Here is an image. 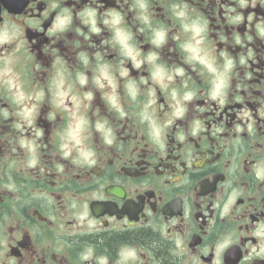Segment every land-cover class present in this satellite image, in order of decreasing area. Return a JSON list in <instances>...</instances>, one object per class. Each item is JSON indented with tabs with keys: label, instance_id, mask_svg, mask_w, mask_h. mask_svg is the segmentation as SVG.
<instances>
[{
	"label": "flooded vegetation",
	"instance_id": "flooded-vegetation-1",
	"mask_svg": "<svg viewBox=\"0 0 264 264\" xmlns=\"http://www.w3.org/2000/svg\"><path fill=\"white\" fill-rule=\"evenodd\" d=\"M140 4L151 26L139 19ZM174 8L187 11L185 23H206L209 62L221 71L232 62L215 99L212 74L187 61L189 34ZM85 10H95L98 33ZM110 11L123 17L117 27L130 34L139 68L105 24ZM161 28L167 41L156 47ZM154 65L173 75L167 87L153 79ZM101 67L123 115L105 99L108 80L95 84ZM80 119L72 148L66 138ZM80 149L95 163L74 162ZM259 175L264 0H0V264H97L101 256L117 264L125 246L137 253L130 264H264ZM88 247L94 259L81 262Z\"/></svg>",
	"mask_w": 264,
	"mask_h": 264
},
{
	"label": "clouds",
	"instance_id": "clouds-1",
	"mask_svg": "<svg viewBox=\"0 0 264 264\" xmlns=\"http://www.w3.org/2000/svg\"><path fill=\"white\" fill-rule=\"evenodd\" d=\"M140 8L142 9L141 15L139 16V19L146 25L151 26L150 23V18L149 15L147 14V8L144 4H140ZM173 14L176 19L180 20L182 22V28L184 33L189 34L188 40L181 45V47L184 49V51L188 54L187 56V61L191 62L193 60H198L200 63L204 65V67L207 69L208 72H210L213 76V84H214V89L212 93V98L215 99L216 96L221 92L222 89L226 88L227 86V74L230 71L232 67V62L230 60L226 61L223 70H219L217 67H215L209 60L202 55L203 49L201 45L203 44V36L202 32L204 31V28L206 27L205 25H201L200 21L193 20L191 23H185L184 21L187 19V11L183 8H174L173 9ZM106 15L110 16L112 19L111 21L105 20V24L111 23L113 27H115L116 30V39L120 43V45L124 48L126 54L130 56L135 64L136 68H139L141 66L142 61L138 59L137 57L139 56L138 52H133V50L129 47L127 41L130 38V34L124 33L119 27H117L120 23L123 21V17L119 12L116 11H110L106 13ZM81 16H87L90 19L86 20L85 23H92V32L98 33L100 31L99 28L95 26V21L94 19H91L95 16V10H85V12L81 13ZM63 23V22H61ZM59 27V25H58ZM143 31V29H141ZM167 41V30L164 28L161 29H155L154 30V38L152 40V43L156 45V47L162 46L164 43ZM82 58L85 59V63H87L86 57ZM158 55L156 53H152L147 57V60L150 63H153L158 59ZM99 59V56L97 57ZM175 74L177 75H183V69L178 68L175 70ZM121 75H127L126 71H122ZM165 78L167 81H172L173 75L171 73H165L163 68L159 65H154V71H153V79L156 81V83L160 84L161 87H167V85L164 83ZM101 79H106L108 80L109 85L112 86L113 92L110 95H106L105 99L109 100L112 104L113 107H115L117 110L121 111V114L123 115V110L120 108V105L117 103V98L115 95V81L114 78L111 77L108 72L105 70V68L101 67L99 75L95 79V84L103 89L104 84L101 83ZM80 83L85 84L87 83L86 77L81 75L79 77ZM66 93L60 92V104H63L64 102V97ZM135 93L133 92V96ZM172 98L176 100V92L173 90L172 92ZM192 98L191 93L185 94L183 97L184 100H190ZM72 99L76 102L77 106H79V101L77 100L76 97H72ZM85 99L91 100L92 99V94L87 93L85 94ZM184 109L180 107V101L177 100V106L176 110L174 112V116H180L182 115ZM27 115V113H25ZM149 117L146 115L145 119H148ZM29 123L31 121L29 120ZM84 123L83 119H80L74 128L69 132L67 136V140L75 141V144L72 145V148H75L76 145L80 144V139H79V133L81 130V125ZM106 123V121L104 122ZM104 123H97L96 127L100 130L104 129ZM168 123H171V120L168 121ZM154 136L159 137L160 135V129L156 128L155 126L153 127V133ZM110 135V130L109 132L105 133L106 139ZM108 143H111V139H107ZM72 148L69 147L68 143H65L62 145L63 149V155L65 157H68L71 154ZM76 163H81V162H86L87 164L91 165L95 163V160L92 158V153L86 152L83 149L79 150V159L74 161ZM260 179H264V175H259ZM94 249L92 247L86 248L84 251L80 253V261H91L94 259ZM97 264H109L108 258L106 256H101V257H95ZM137 258V253L135 248L133 247H124L121 248L119 251V259L117 264H130L131 261H134Z\"/></svg>",
	"mask_w": 264,
	"mask_h": 264
}]
</instances>
